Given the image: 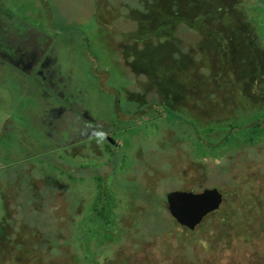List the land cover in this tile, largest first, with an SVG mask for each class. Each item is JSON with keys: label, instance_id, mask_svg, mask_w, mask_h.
<instances>
[{"label": "rangeland", "instance_id": "obj_1", "mask_svg": "<svg viewBox=\"0 0 264 264\" xmlns=\"http://www.w3.org/2000/svg\"><path fill=\"white\" fill-rule=\"evenodd\" d=\"M104 1L0 0L15 15L13 25L0 17V42L3 48L17 52L11 57L1 53L3 62L39 76L49 100L60 98L58 112L45 120L44 133L49 137L44 142L47 140L49 151L39 148L45 159L32 145L33 152H27L30 158L18 150L12 162L6 157L2 160L13 167L0 172V226L15 227L14 238L22 244L32 232L36 243H28L31 248L23 257L0 253V264H150L147 260L171 264L168 255L170 251L178 254L182 240L170 227L167 193L212 188L229 192L232 181L240 180L242 174L252 185L264 184V135L254 142L242 139L226 145L219 132L214 135L222 140L217 154L206 149L202 156L194 145L197 134L192 126L184 120L175 122L173 114L156 120L145 112L123 114L122 105L130 110L135 103L130 101L145 104L149 92L157 90L150 70H123L118 65L133 51L126 46L124 58L119 54L120 33L134 29L131 21L144 12L146 0H109L106 7ZM195 35L184 33L181 38L195 42ZM133 57L130 53L129 61ZM47 72L56 76L59 90L54 78H46ZM191 99L187 100L190 105ZM201 107L200 113L204 111ZM253 107L249 112L264 111V99ZM181 114L189 117L190 108L185 107ZM222 117L200 116V120L217 127L223 125ZM25 119L19 118L15 128L19 144L29 132L33 137L45 136L26 127ZM187 128L192 130L193 140L186 143ZM105 132L119 147L111 153L105 151L99 136ZM42 162L45 164L40 165ZM26 169L29 174L23 173ZM96 177L102 178L113 199L109 225L92 213L99 195ZM20 178L22 192L18 194L12 187L8 209L3 211V186L9 179L16 182ZM140 186L153 188L157 207L153 204L150 209L135 197ZM147 196L153 197L152 193ZM108 201L104 199L107 205ZM198 238L209 246L190 244L194 263L247 264L255 258L249 245L233 243L222 253L210 236L201 232ZM258 250L264 252V239Z\"/></svg>", "mask_w": 264, "mask_h": 264}, {"label": "trees", "instance_id": "obj_2", "mask_svg": "<svg viewBox=\"0 0 264 264\" xmlns=\"http://www.w3.org/2000/svg\"><path fill=\"white\" fill-rule=\"evenodd\" d=\"M0 17H4L5 23L11 24L15 15L10 8L0 5ZM135 19L143 24L147 33L146 47L153 43L157 48L160 54L157 63L160 66L150 70L153 73L151 79L157 84V90L153 88L156 93L149 92L143 106L137 101L131 104L129 115L145 112L144 115L148 114L156 120L168 119L173 114L175 122L186 121L197 134L194 135L197 139L194 145L202 156L206 155V149L217 154L221 138L226 145H232L242 139L254 142L264 135V111L249 112V108H254L257 101L264 99V0H255V3L251 0H146L144 12L138 13ZM184 33L187 37L190 33L196 34L197 41L188 43L187 39L181 38ZM2 63L17 69L11 63L3 60ZM36 79V85L43 89L44 84L39 76ZM189 98H192L191 105L187 102ZM185 107L190 108V118L181 114ZM199 107L204 111L200 113ZM209 115L223 116V125L216 127L203 124L200 116ZM33 130L39 132L36 127ZM191 131L188 128L184 131L186 143L193 140ZM219 132L224 137L219 139L214 136ZM33 136L31 133L25 136L29 143L19 144L21 149L18 150L26 155L25 158H30L31 154L28 153L33 152L30 148L34 145L36 154L41 153L44 160L45 154L42 155L40 149L47 152L48 147L42 142V135ZM12 167L4 166L2 171ZM29 171L26 169L23 173L29 174ZM243 177L244 174L240 180L232 181L229 192L217 188L223 194L221 208L207 216L195 231L191 232L169 218L172 222L170 227L182 240L178 254L170 251L168 255L171 264H197L192 261L189 248L193 242L209 246L208 241L198 238L201 232L210 236L215 248L222 253L233 243L236 246L242 244L253 247L255 258L247 264H264V252L258 250L260 241L264 239V184L252 185ZM70 178L73 179L71 175ZM95 180L99 195L92 213L97 220L109 225L113 199L108 197L109 192L104 189L102 178L96 177ZM12 187L16 188V193H21L24 188L22 178L16 182L9 179L3 186V211L8 209ZM150 193L153 197H146ZM136 194L135 197L146 202L150 209L153 204L157 207L158 196L152 187L140 186ZM106 198L109 200L108 205L104 203ZM15 231V227L0 226V253L3 256L19 253L23 257L31 248L28 243H36L32 232L25 235V244L17 243ZM148 261L150 264H161L159 260L158 263Z\"/></svg>", "mask_w": 264, "mask_h": 264}, {"label": "crops", "instance_id": "obj_3", "mask_svg": "<svg viewBox=\"0 0 264 264\" xmlns=\"http://www.w3.org/2000/svg\"><path fill=\"white\" fill-rule=\"evenodd\" d=\"M1 53L10 57L17 55L16 49L3 48L2 42H0ZM2 60L0 57V172L4 166L13 164L5 165L2 162L3 158L6 157V160L8 158L12 162L14 153L18 151L19 140L15 128L19 126V118H26V127H36L41 134H45L42 136L44 142L49 137L48 132L44 133V128L47 126L45 120L49 114L58 112L60 104V98L50 101L49 96L43 94L42 89L36 85L38 76L26 74L2 63ZM45 76L48 79L54 78L55 87L60 89L56 76L49 72L45 73ZM20 140L26 145L29 143L25 138ZM45 143L47 145V140Z\"/></svg>", "mask_w": 264, "mask_h": 264}, {"label": "water", "instance_id": "obj_4", "mask_svg": "<svg viewBox=\"0 0 264 264\" xmlns=\"http://www.w3.org/2000/svg\"><path fill=\"white\" fill-rule=\"evenodd\" d=\"M112 142V139H109ZM167 209L171 218L181 227L195 231L207 216L218 211L223 204V194L217 189L202 192L171 191L166 194Z\"/></svg>", "mask_w": 264, "mask_h": 264}, {"label": "flooded vegetation", "instance_id": "obj_5", "mask_svg": "<svg viewBox=\"0 0 264 264\" xmlns=\"http://www.w3.org/2000/svg\"><path fill=\"white\" fill-rule=\"evenodd\" d=\"M108 1L109 0L104 1L103 3L104 7L109 5ZM131 23L133 24L132 26H134L133 31H122L120 33L121 42L119 43V45L121 46L120 47L121 51H118V52H120L119 54H121L122 57L124 58V53L127 52L124 48L126 46H131V48H133V51L130 53H133L134 57L131 61H129V54H130L129 53L128 55L125 56V57L128 56V59L126 60V58H124V62L119 63L118 65H122V67L121 66L120 67L123 70L131 69V70L146 71V70L158 69L160 65L159 63H157V58L158 56H160V54L158 53V51H156L157 48L153 45V43H151L150 45H148V47H146L147 33L145 32V28L143 24H140L137 21H131ZM130 102H136V101H130ZM145 104L141 102L142 106ZM121 108L122 110L125 109L123 110L124 115L130 114V110L125 107V104L122 105ZM108 134L109 132H105L99 136L103 138L102 141L106 149L105 151L111 153L113 151L112 150L113 148L115 149V147L116 148H119V147L116 145L115 140ZM109 139H112V142H110Z\"/></svg>", "mask_w": 264, "mask_h": 264}]
</instances>
